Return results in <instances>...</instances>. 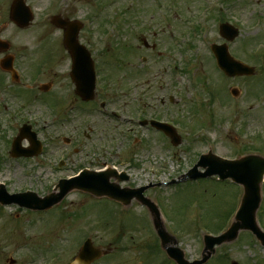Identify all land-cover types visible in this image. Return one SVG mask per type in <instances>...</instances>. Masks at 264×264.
Returning a JSON list of instances; mask_svg holds the SVG:
<instances>
[{
	"label": "rangeland",
	"instance_id": "obj_1",
	"mask_svg": "<svg viewBox=\"0 0 264 264\" xmlns=\"http://www.w3.org/2000/svg\"><path fill=\"white\" fill-rule=\"evenodd\" d=\"M24 1L34 15L26 30L9 18L13 0H0V39L10 45L0 60L14 56L24 81H29V86H19L30 90L25 99L15 96L12 84L0 86V183L11 194L30 190L44 198L60 180L80 170L115 168L129 177L122 188H149L143 195L158 204L186 258L200 260L208 227L225 222L238 207L242 189L212 180L171 183L181 180L209 151L230 160L253 151L264 156V0H226L222 16L215 12L216 18L200 25L199 32L193 27L207 22L201 19L208 15H197L198 10L203 5L211 8L206 3L212 0H174L170 16L169 0ZM54 16L84 24L81 42L99 67L95 106L82 104L75 95L71 60L62 45L63 31L51 22ZM220 17L239 30V37L229 43L231 55L254 68V75L227 78L219 71L210 46L225 43L219 35L225 23H219ZM143 39L157 49H145ZM127 45L134 48L130 57L121 50ZM125 71L138 76L130 79ZM35 72L40 75L34 80ZM49 83L51 89L41 92L39 87ZM139 89L148 97L157 96L148 106L178 129L179 144L173 146L159 132L136 126L138 112L151 115L144 103L134 101ZM232 89L238 97L232 96ZM71 93L72 98H66ZM52 99L57 100L54 105ZM102 102L106 110L100 108ZM198 104L202 112L195 110ZM26 121L37 132L43 152L16 160L9 155L11 145ZM23 147L29 143L24 141ZM257 214L264 230V194ZM152 221L148 208L136 201L124 205L79 192L48 212L3 208L0 264H72L87 239L106 251L92 264H165ZM232 262L264 264V248L243 232L237 242L218 248L208 264Z\"/></svg>",
	"mask_w": 264,
	"mask_h": 264
},
{
	"label": "water",
	"instance_id": "obj_2",
	"mask_svg": "<svg viewBox=\"0 0 264 264\" xmlns=\"http://www.w3.org/2000/svg\"><path fill=\"white\" fill-rule=\"evenodd\" d=\"M11 19L20 27H27L32 20V14L28 8L25 7L22 0H17L14 3L11 9ZM55 22L59 27L66 29V46L70 50L75 62L72 78L74 82L77 83L79 90L78 93L84 99H90L92 98L90 95H93V89L95 88V76L90 55L78 43L79 27H67L66 23L61 20H55ZM2 47L4 46L0 43V48ZM217 55L219 61H221L222 67L228 75L235 76L236 74H252L251 69H248L239 63L234 64V67L237 69L232 68L231 64L227 61V55ZM161 128L173 138L175 144L180 143V140L176 137V135H174L175 133L172 129L167 127ZM28 130L30 129L25 128L23 133H26ZM30 139L33 143L35 142L34 136ZM23 153L24 151L20 148L19 139L14 145L13 155L20 156ZM199 168H205L207 170L206 173H201ZM214 175H218L222 180L231 179L234 183L243 186L245 194L241 207L230 229L220 237L205 236L203 259L202 261L194 263H190L186 260L185 253L177 247L178 242H176V240L166 232L160 219L161 217L157 207L148 199L146 200L143 198V193L147 188L139 190L120 189L118 182L128 181V177H126L125 174L119 175L116 170L110 169L108 171L98 173L85 171L78 178L61 182L59 185L61 192L59 194H53L45 199H39L34 194H28L24 197L14 196L8 198V195L5 194L4 188L1 187L0 203H18L22 207H27L32 210H48L61 203V201L74 190L90 193L97 198L106 197L119 201L124 205H129L132 199H136L142 204L148 206L150 209L154 218L155 227L162 240L163 247L166 249L171 259H173L177 264H204L215 254L216 246L234 242L238 238L241 231H251L264 246V233L259 228L256 217L262 200L264 158L259 156H248L241 158L240 160L228 161L213 156V154L210 153L208 156H203L200 162L188 173L185 178L196 180L200 178L212 177ZM111 179H115L117 183L112 184L110 182ZM28 196L29 199L26 198ZM100 256L101 252L94 249L91 241H88L78 257V262L79 264H90Z\"/></svg>",
	"mask_w": 264,
	"mask_h": 264
},
{
	"label": "flooded vegetation",
	"instance_id": "obj_3",
	"mask_svg": "<svg viewBox=\"0 0 264 264\" xmlns=\"http://www.w3.org/2000/svg\"><path fill=\"white\" fill-rule=\"evenodd\" d=\"M172 7H173V5H172ZM142 41L144 42V39ZM143 46L147 50H153V49H151L150 46H148V45H146L144 43H143ZM156 49H154V50H156ZM159 54H162V53L159 52ZM2 59L0 60V67H1ZM14 67L16 69L15 79L12 77L11 73L1 70V73H0V86L3 87L6 82L9 83V84H12V86L16 88L15 90H13L15 96L16 97H25V99H26L27 95L25 94V92L27 91V93L29 94L28 91H30V90H24L25 88L22 89L20 86L26 87V85H28L29 81L28 82L24 81V76H23L24 72L22 70H20L19 66L16 65V61L15 60H14ZM125 73L127 74V76L130 75V79L133 77V73L128 74L126 71H125ZM148 85H150V84H148ZM125 90H127V84H126ZM77 98L80 99L78 96H77ZM0 99H2V95H1ZM124 99H125V96H124ZM136 100L138 102H140V103H144V105L146 106V110L147 111L149 110L151 112V115L149 116L150 118H146V115L142 111L141 112V114H142L141 117L136 122L137 124L141 125L144 121H147L148 123H151L152 121L165 122V121L161 120V119H163V118H161V115H159V114L154 115V113H152V108L150 106H148V104L153 103L154 101L158 100L157 96L156 97H148V95L145 92H141V93L137 94L136 98H134V101H136ZM160 101H161L162 105L165 104V100L164 99L161 98ZM168 101H170L171 104H172L173 103V98L171 99V97H169ZM154 116H156V117H154ZM119 119H122V118H119ZM145 128H146V130H151V131H154V132H158V131H155L150 125L146 126ZM160 134L165 136L163 133H160Z\"/></svg>",
	"mask_w": 264,
	"mask_h": 264
}]
</instances>
